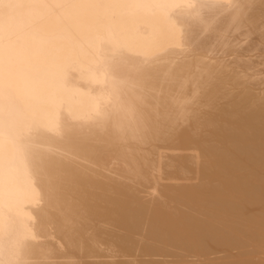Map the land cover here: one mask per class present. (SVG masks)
I'll return each instance as SVG.
<instances>
[{"label": "bare ground", "instance_id": "6f19581e", "mask_svg": "<svg viewBox=\"0 0 264 264\" xmlns=\"http://www.w3.org/2000/svg\"><path fill=\"white\" fill-rule=\"evenodd\" d=\"M225 7L251 9L258 45V2L0 0V264H74V200L85 188L106 209L85 239L96 246L89 264H140L134 256L157 254L171 256L169 264H264V105L257 95L242 108L193 114L167 83L209 62L207 32ZM177 18L189 21L183 34ZM166 48L177 56L156 75L152 58ZM122 53L141 63L115 71ZM192 137L204 153L191 181L198 187L170 194L162 209L98 189L101 160L118 168L158 151L199 163Z\"/></svg>", "mask_w": 264, "mask_h": 264}, {"label": "clouds", "instance_id": "9594fccd", "mask_svg": "<svg viewBox=\"0 0 264 264\" xmlns=\"http://www.w3.org/2000/svg\"><path fill=\"white\" fill-rule=\"evenodd\" d=\"M79 2L81 0H61L63 7H72ZM246 2H258L264 7V0ZM225 3L227 5L229 0H225ZM53 7L56 5L53 4ZM250 13L251 9L242 15L225 7L207 32L214 40L209 62L190 77L178 73L167 82L181 89L185 103L193 114L205 108L212 111L223 107L242 108L254 102L257 95L264 105V28L260 31V43L252 47L248 32ZM188 24L187 18L174 21V27L182 34ZM122 56L123 62L118 61L114 69L117 72H127L130 66L141 63L139 57L127 53H122ZM176 56L175 49L166 48L152 58L150 70L156 75L162 72L167 74ZM35 131L43 134L46 130L37 128ZM120 147L119 144L113 146V155L117 158L120 156ZM190 148L199 153V163L196 155L188 156L182 163H176L170 156L161 159L158 151H153L146 160L126 158L118 168H113L107 160H101L99 172L106 175H98L97 187L99 190L105 187L109 190L119 189L131 202L144 201L150 209H162L170 194L198 187L191 181H195L197 173L203 169L204 153L195 137L191 138ZM104 203L94 190L87 188L74 200L70 238H79L80 241V258L74 259V264H89L88 257L95 254L96 246L85 243V239L92 224L98 223L101 212L106 210L102 207ZM60 248L64 250L62 245Z\"/></svg>", "mask_w": 264, "mask_h": 264}, {"label": "rangeland", "instance_id": "374dc122", "mask_svg": "<svg viewBox=\"0 0 264 264\" xmlns=\"http://www.w3.org/2000/svg\"><path fill=\"white\" fill-rule=\"evenodd\" d=\"M220 254V253H219ZM146 256H148V255H145V257H143V256H140V255H136V257L134 256V258L135 259H137V260H139L140 261V259H141V261H144L143 263L141 262L140 264H151V263H156V264H160V263H164V264H169V262H171V260H172V257L171 256H167V255H164V256H162V255H159V254H157V256L156 255H151L149 258L148 257H146ZM165 256H167V257H165ZM140 257H142V258H140ZM192 258V257H191ZM194 258V257H193ZM150 259H152V260H154V261H152V260H150ZM165 259V260H164ZM163 260V261H162ZM146 261V262H145ZM157 261V262H156ZM169 261V262H168ZM151 262V263H150ZM168 262V263H167Z\"/></svg>", "mask_w": 264, "mask_h": 264}]
</instances>
